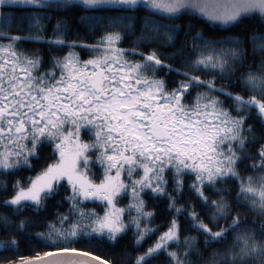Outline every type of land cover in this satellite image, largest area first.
Masks as SVG:
<instances>
[{
	"label": "snow or ice",
	"instance_id": "obj_1",
	"mask_svg": "<svg viewBox=\"0 0 264 264\" xmlns=\"http://www.w3.org/2000/svg\"><path fill=\"white\" fill-rule=\"evenodd\" d=\"M0 264H264V0H0Z\"/></svg>",
	"mask_w": 264,
	"mask_h": 264
},
{
	"label": "trees",
	"instance_id": "obj_2",
	"mask_svg": "<svg viewBox=\"0 0 264 264\" xmlns=\"http://www.w3.org/2000/svg\"><path fill=\"white\" fill-rule=\"evenodd\" d=\"M251 23H253V22H247V21H246L245 24L240 25V26L238 27V29L233 30V34H235V32L239 30V28H244V27H246V26H250ZM201 27H202V26H201ZM220 34H221V35H225V34H228V33H224V32H222V33H220ZM81 36H82V37L86 36V34L84 33L83 30H81ZM87 38H88L89 40H91V36H88ZM129 39H131V38H129ZM21 47L24 48V49H29V50H30V49H33V48L44 47V46H43V45H36V44H33V43L28 42V43H25V44L21 45ZM51 211H53V205L50 203L49 208H48L47 210L42 211L39 215L33 217L34 221H35L36 223H38L41 219H43L45 216H47V214H48L49 212H51ZM158 222H159V221H158ZM33 230H34V229H28V231H33ZM118 250H119V246H117V248L112 249V252H118ZM26 251H27V248H26L24 245H22V246H21V252L26 253Z\"/></svg>",
	"mask_w": 264,
	"mask_h": 264
}]
</instances>
